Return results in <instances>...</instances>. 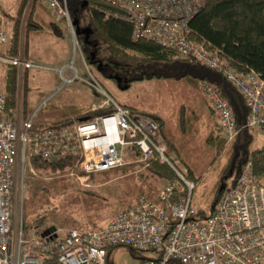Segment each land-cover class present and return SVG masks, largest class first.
I'll use <instances>...</instances> for the list:
<instances>
[{
  "label": "built area",
  "instance_id": "built-area-1",
  "mask_svg": "<svg viewBox=\"0 0 264 264\" xmlns=\"http://www.w3.org/2000/svg\"><path fill=\"white\" fill-rule=\"evenodd\" d=\"M39 1L56 20L72 28L67 0ZM101 1L117 10L114 18L130 24L131 40L152 41L221 73L245 100V127L264 130V78L254 71L238 74L205 44L188 38V21L207 0ZM4 21L0 7V46L7 41ZM70 33L74 35L73 29ZM0 60L20 70L37 67L21 56ZM205 95L218 114V128L228 144L238 132L232 112L210 86L205 85ZM104 105L110 107L109 112L84 114L69 125L37 129L34 113L22 119L16 111L8 118L0 92V264H106L107 248L116 246L152 253L138 264H264V187L250 173V162L221 194L211 216L198 220L191 204L195 182L178 169L157 123L107 96ZM133 151L136 157L129 159ZM65 156L72 158L84 187L93 174L152 157L174 177L156 199L140 195L101 228L69 230L53 244L56 231L44 229L38 237L40 224L24 228L20 218L17 221L19 182L24 165L32 171V158L50 163Z\"/></svg>",
  "mask_w": 264,
  "mask_h": 264
},
{
  "label": "rangeland",
  "instance_id": "rangeland-1",
  "mask_svg": "<svg viewBox=\"0 0 264 264\" xmlns=\"http://www.w3.org/2000/svg\"><path fill=\"white\" fill-rule=\"evenodd\" d=\"M0 7L7 17H14L20 7L21 27L16 56L27 58L37 66L28 69L26 76H17L14 112L18 111L20 118L34 113V122L51 124L72 117L74 107L88 109L93 104L97 108L106 96L119 105L156 114L164 122V132L169 140V146L165 140L167 150L177 158L178 169L189 172L196 180L192 206L196 209L210 206L223 150L206 142L214 119L198 90L190 88L185 81L171 80L135 81L121 90L115 86L114 80L110 81L97 74L93 67L83 65L78 45L73 44V36L77 34L72 19L70 29L63 20H56L39 0H0ZM30 12L42 28L36 24L34 26L38 29L27 31L24 28ZM5 24L9 26L12 22L7 20ZM7 26L5 28L9 30ZM3 63L0 60V90ZM81 67L84 71L79 70ZM73 69L78 76H66L68 72L73 73ZM182 109L186 119L184 129L179 123ZM261 145H264V131L255 129L250 147L254 149ZM145 167V162H141L137 173L144 171ZM131 172L126 174L131 175L129 177L119 175V170L114 169L97 173L93 176L95 182L90 178L89 186L84 187L78 180L80 173L75 166L64 174L41 175L24 165L19 182L17 221L20 218L24 228L40 224L43 228L36 234L38 237L46 227H53L54 231L63 234L69 229L96 230L134 198L151 195L148 184L156 189L153 190L155 193L159 192L161 181L139 178ZM103 181H108L105 187L101 184ZM38 215L44 219L33 222ZM26 236H31L27 229ZM108 256L112 264H138V258L150 257L152 253L116 246L109 250Z\"/></svg>",
  "mask_w": 264,
  "mask_h": 264
},
{
  "label": "trees",
  "instance_id": "trees-1",
  "mask_svg": "<svg viewBox=\"0 0 264 264\" xmlns=\"http://www.w3.org/2000/svg\"><path fill=\"white\" fill-rule=\"evenodd\" d=\"M22 5L23 2L20 7ZM67 5L70 18L77 21L79 28L87 27L90 29V35L86 40L83 35H75V41L84 64L93 67L97 74L108 79L113 76L120 77L126 81L128 86L135 81H185L190 88L198 90L202 94L210 116L214 119L212 132L208 135L206 142L216 145L218 150H223V153L221 155L222 160L219 159L221 163L216 172L217 181L213 186L210 206L207 209L195 208L198 220L211 216L221 194L233 186L246 163H251L250 173L264 187V145L251 149L255 129L245 127L247 115L245 100L221 73L190 56L180 55L152 41L131 40L130 24L124 20L114 18L112 14L117 10L105 5L101 0H67ZM20 7L14 17H7L5 14V23L10 20L12 25L7 26L4 23V26H7L9 30L6 29L8 35L6 43L0 46L2 54L0 58L17 57L19 50L18 36L21 27ZM47 11L49 12L48 9ZM105 14H109L107 18H105ZM32 17L33 14L30 12L24 22V28L27 31L42 28L39 21ZM35 24L38 25V28L34 26ZM188 28L189 39L205 44L209 51L213 52L220 61L233 71L238 74L254 71L264 78V0H207L188 21ZM24 52L23 54L26 55ZM98 63L101 65L100 69L96 66ZM3 64L1 90L5 97V112L7 117L10 118L16 110L14 98L16 96L18 70L16 67ZM112 82L114 83V81ZM114 84L116 85V83ZM205 85L210 86L224 99L232 112L238 132L235 138L226 146L224 145L225 139L218 128V114L205 95ZM128 109L132 113L149 117L155 121L164 142L168 140L161 117L153 113ZM73 110L70 118L58 120L51 124L35 122L34 128L69 125L78 117L84 115L77 107H74ZM109 110L110 107H102L86 114L96 116L109 112ZM21 117L25 119L27 115ZM179 120L184 129L186 119L183 109ZM259 130L264 131L263 129ZM134 154H137V152H134ZM145 165L144 171L135 173V175L139 178L144 177L146 180L161 181L163 183L161 188L174 177L171 170L166 165L159 163L154 157L145 162ZM140 166L141 162H135L114 170H119V175H126ZM30 167L33 173L60 175L69 172L74 167V163L70 156H65L50 163L40 158H32ZM93 176L94 174L91 176V180L95 182ZM186 177L194 182L196 181L189 172L186 173ZM148 190L151 191V195L142 193L143 196L155 199L157 193L153 190L156 189L148 184ZM42 219H44V216L38 215L33 219V222ZM44 229L48 230L50 228L46 227ZM64 234L56 232V237L52 241L53 244L62 238ZM111 248L106 250V264H112L108 256ZM138 259L140 263L148 257Z\"/></svg>",
  "mask_w": 264,
  "mask_h": 264
},
{
  "label": "crops",
  "instance_id": "crops-1",
  "mask_svg": "<svg viewBox=\"0 0 264 264\" xmlns=\"http://www.w3.org/2000/svg\"><path fill=\"white\" fill-rule=\"evenodd\" d=\"M4 29L6 30V28H5V26H4ZM7 32V31H6ZM18 57V56H17ZM24 60H26L27 58H24V57H22ZM27 60H29V59H27ZM80 60H81V62L83 63V65H85L86 66V64H84V62H83V60H82V58H81V56H80ZM17 70H18V76H20V74L21 75H24V73L27 75V70H20V69H18L17 68ZM79 70L80 71H84V69H83V67H81V68H79ZM86 70V69H85ZM4 72V71H3ZM66 76H78L77 75V73H76V71L73 69V73L72 72H68V74L66 75ZM116 86V85H115ZM129 87V86H128ZM0 92H2V90H0ZM104 102H105V100H103L101 103H100V105H97L96 107L97 108H95V105H91L90 106V108H88V109H85V108H83V107H79L78 106V109L80 110V112L82 113V114H84V113H86V112H88V111H92L93 109H98V108H102V107H104L105 105H104ZM121 106H124V105H121ZM124 107H127V108H131V107H128V106H124ZM131 109H133V108H131ZM133 110H135V109H133ZM137 112H139V111H137ZM141 112V111H140ZM167 142V144H168V146H169V140H167L166 141ZM136 157V154H134L133 152L132 153H128V158L129 159H134ZM140 168V167H139ZM137 171H138V169H136V170H133L130 174H132V173H134L133 175H135V173H137ZM123 176H127V177H129V176H131V175H123ZM109 181V180H108ZM108 181H103V182H101V184L103 185V187H105L106 185H105V183L106 182H108ZM141 193V192H140ZM139 194V193H138ZM137 194V195H138ZM136 195V196H137ZM157 196H158V193L156 194V197H155V199L157 198ZM129 205V204H128ZM128 207V206H127ZM126 206L123 208V209H121V211H123V210H125L126 208H127ZM120 211V212H121ZM119 212V213H120ZM102 227V226H101ZM100 227V228H101ZM99 229V228H98ZM69 230H75V229H69ZM69 230H67V231H69ZM66 231V232H67ZM76 231H79V230H76ZM81 231H85V230H81ZM87 231V230H86ZM66 232H64V233H66Z\"/></svg>",
  "mask_w": 264,
  "mask_h": 264
},
{
  "label": "water",
  "instance_id": "water-1",
  "mask_svg": "<svg viewBox=\"0 0 264 264\" xmlns=\"http://www.w3.org/2000/svg\"><path fill=\"white\" fill-rule=\"evenodd\" d=\"M73 25L75 26V32H76L77 35L84 34V39L88 38V35L90 33V29L89 28L85 27L83 29H79L78 23L75 20H73ZM91 58H92V56H91ZM97 65H99V63ZM109 79L114 80L115 83H116L117 88H119L121 90H124V89H126L128 87V85L126 84V81L124 79H121L120 77L113 76V77H110ZM49 230H54V228L51 227Z\"/></svg>",
  "mask_w": 264,
  "mask_h": 264
},
{
  "label": "flooded vegetation",
  "instance_id": "flooded-vegetation-1",
  "mask_svg": "<svg viewBox=\"0 0 264 264\" xmlns=\"http://www.w3.org/2000/svg\"><path fill=\"white\" fill-rule=\"evenodd\" d=\"M79 29H82V28H79ZM79 35H83V38H84V34H79ZM89 35H90V33H89ZM89 35H88V37H89ZM85 40H86V39H85ZM96 66H97L98 69H100V66H101V65H100V64H99V65L96 64Z\"/></svg>",
  "mask_w": 264,
  "mask_h": 264
}]
</instances>
